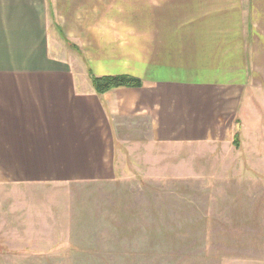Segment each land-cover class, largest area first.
<instances>
[{"label": "crops", "instance_id": "crops-1", "mask_svg": "<svg viewBox=\"0 0 264 264\" xmlns=\"http://www.w3.org/2000/svg\"><path fill=\"white\" fill-rule=\"evenodd\" d=\"M90 3L77 18L69 1L57 23L48 0H0V183L111 179L118 141L244 138L246 91L264 83V0ZM91 73L142 86L100 94Z\"/></svg>", "mask_w": 264, "mask_h": 264}, {"label": "rangeland", "instance_id": "rangeland-1", "mask_svg": "<svg viewBox=\"0 0 264 264\" xmlns=\"http://www.w3.org/2000/svg\"><path fill=\"white\" fill-rule=\"evenodd\" d=\"M48 1L57 23L69 1L77 18L96 6ZM58 33L62 39L61 27ZM259 38L263 43L264 33ZM258 82L243 100L240 145L154 149L118 141L111 179L0 183V264H264V83Z\"/></svg>", "mask_w": 264, "mask_h": 264}, {"label": "trees", "instance_id": "trees-1", "mask_svg": "<svg viewBox=\"0 0 264 264\" xmlns=\"http://www.w3.org/2000/svg\"><path fill=\"white\" fill-rule=\"evenodd\" d=\"M72 46L74 47L75 45L72 44ZM91 80L97 92L100 94H103L111 89L118 87L138 88L142 86L141 79L127 75L97 77L91 73ZM234 144L240 145V141H238V136L235 137Z\"/></svg>", "mask_w": 264, "mask_h": 264}]
</instances>
